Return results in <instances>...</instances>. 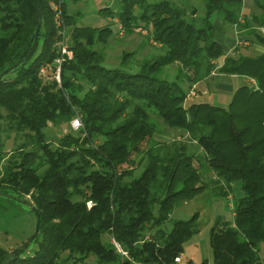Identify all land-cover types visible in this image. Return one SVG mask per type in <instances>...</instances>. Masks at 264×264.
Instances as JSON below:
<instances>
[{
  "label": "trees",
  "instance_id": "1",
  "mask_svg": "<svg viewBox=\"0 0 264 264\" xmlns=\"http://www.w3.org/2000/svg\"><path fill=\"white\" fill-rule=\"evenodd\" d=\"M55 1L73 55L60 83L50 0H39L36 39L34 0H0V74L11 69L0 79V195L40 216L33 255L0 245V264H171L199 232L198 213L166 227L175 206L209 186L228 195L236 181L244 195L212 228L214 264H264V51L229 54L216 30L217 20L243 28L264 48V2L260 17H243L244 0H204L202 12L190 0H119L100 9L112 21L99 27L79 25L78 0ZM139 28L138 46L112 55L118 34ZM216 68L253 83L226 106L194 102ZM74 119L81 127L53 142L50 124ZM158 121L187 139L159 140Z\"/></svg>",
  "mask_w": 264,
  "mask_h": 264
},
{
  "label": "rangeland",
  "instance_id": "2",
  "mask_svg": "<svg viewBox=\"0 0 264 264\" xmlns=\"http://www.w3.org/2000/svg\"><path fill=\"white\" fill-rule=\"evenodd\" d=\"M172 1L183 3L185 0ZM190 2H192L193 5H197L198 10L202 12L204 0H190ZM263 2V0H244L242 9L243 17H260L262 14L260 6ZM119 3V0H78L71 10L79 12V25L100 27L112 21L110 18H106L105 14L99 12L100 9L109 6L111 9L116 10ZM243 17L242 20H245ZM213 20H215V17H213ZM114 23H117L116 20ZM216 24L217 29L219 30L217 31L219 37H222L223 42H226L227 40L229 42L231 41L233 50L239 48L238 50L244 54L248 52L264 51V48L260 47L258 44L253 43L251 40L243 39L245 33H248L247 30L239 27H232L230 31H227L221 25L220 21L217 20ZM219 26H222V29L221 27L219 28ZM262 29H264V26L259 27L260 34L263 33ZM221 32L226 34V41L224 40V33ZM145 34L146 32L144 30L142 31L141 28L137 30V34L128 39L125 37L124 33L118 34L117 38L120 39V42L112 45V55L118 56L124 49H135ZM220 75L218 68H216L213 71L211 78H209V82L205 81L199 83L197 88H194L192 91L194 95H192V92L190 93V98L192 97L194 102L206 101L212 104L226 106L230 102L233 93L216 90L214 84L221 79ZM45 79L48 78L46 77ZM250 83H253V81H250ZM203 85H206V87ZM206 89L208 90V93H213L214 97L217 99H207L206 94L203 93ZM218 94L221 96L220 100H223V102L218 99ZM158 126L159 134H157L156 137L161 141H185L187 139L186 134L182 133V131L170 129L161 121H158ZM49 127H51L49 129V134L51 135V140L53 142H56L57 139L69 133L70 130H78H75L72 127V123L70 124V128L66 124H63L58 128L52 127L50 124ZM134 156L135 155H133V158ZM127 166L128 165H124L123 167ZM201 175L205 177L204 181L206 183H210L213 179V172L208 167L201 170ZM231 186L232 189L228 195L215 192L212 187L209 186L204 192L187 203H179L175 206L170 215V220L166 223L168 229L172 228L177 221H186L195 213L199 214L197 221L199 232L185 243L183 253L185 258H188L195 263L206 261L207 264H214L213 250L210 242L212 228L214 227L216 220L219 218L224 219L225 221L233 220L237 202L244 195L242 183L240 181L232 183ZM35 225L36 217L28 204L15 200L9 196L0 195V245L2 247L11 252L20 248L27 243L34 233ZM35 250L36 244L30 243L27 251L22 253V257H31Z\"/></svg>",
  "mask_w": 264,
  "mask_h": 264
},
{
  "label": "built area",
  "instance_id": "3",
  "mask_svg": "<svg viewBox=\"0 0 264 264\" xmlns=\"http://www.w3.org/2000/svg\"><path fill=\"white\" fill-rule=\"evenodd\" d=\"M49 5L54 12V21L55 24L59 30V33L62 37L61 41L59 42V46L61 47V54L60 57L55 61V69L51 72V75L53 79H55L58 83L61 82V67L62 63L65 61L66 56H68L69 59L72 58V52L68 49V38L66 36V30H65V24L63 19V13L61 10V5L57 3L55 0H50ZM262 32L264 33V29H262ZM48 71V68L44 67L41 70V75H46ZM192 95L194 93L192 92ZM72 127L77 130L81 127V121L79 119H74L72 121ZM171 264H185L182 257L179 256L175 259V261Z\"/></svg>",
  "mask_w": 264,
  "mask_h": 264
},
{
  "label": "crops",
  "instance_id": "4",
  "mask_svg": "<svg viewBox=\"0 0 264 264\" xmlns=\"http://www.w3.org/2000/svg\"><path fill=\"white\" fill-rule=\"evenodd\" d=\"M221 27L222 29V26H219V28ZM216 30L219 31L217 29V24H216ZM224 31V30H223ZM221 33H224V32H221ZM219 39L221 40V42L225 45L226 49H227V53H230L232 50H233V46H232V43L231 41L229 42L228 40L226 41V34L224 33V40L226 42H223L222 41V37L220 36ZM228 42V43H227ZM221 79H219L218 81H216L217 83L214 84L216 90H219V91H223V92H227V93H233L235 91V89H237L238 87H240L241 85H244V84H249L250 83V80H247L245 78H242V77H237V76H225V75H220ZM204 84V83H203ZM199 84H197L198 86ZM207 85V84H206ZM206 85H203L206 87ZM204 94H206V98L209 99V100H213L215 97H214V94L213 93H208V90L206 89L204 92ZM217 96H219V100H220V95L218 94ZM217 99V98H215ZM223 102V100H220ZM182 259L185 261V262H188L189 259L188 258H185L184 255L182 254Z\"/></svg>",
  "mask_w": 264,
  "mask_h": 264
},
{
  "label": "water",
  "instance_id": "5",
  "mask_svg": "<svg viewBox=\"0 0 264 264\" xmlns=\"http://www.w3.org/2000/svg\"><path fill=\"white\" fill-rule=\"evenodd\" d=\"M35 5H36V9H37V15H38V19H37V24L35 26V31H34V38L36 39L38 37L39 34V30L42 24V15H41V7L39 5V0H34ZM11 69H7L5 71H3L0 74V79H2L4 76L9 75ZM29 206L31 207L35 217H36V225H35V229H34V233L32 234V236L30 237V239L27 241V243H25L23 246H21L20 248L12 251L10 253V257H14L15 255L19 254L20 252H22L24 250V248L29 245L34 238L37 236V234L39 233L40 230V216L38 214V212L33 208V206L31 204H29Z\"/></svg>",
  "mask_w": 264,
  "mask_h": 264
}]
</instances>
